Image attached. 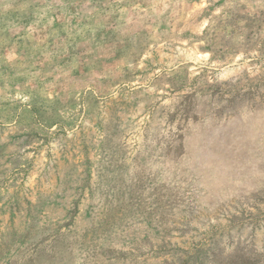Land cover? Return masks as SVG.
<instances>
[{
  "label": "rangeland",
  "instance_id": "obj_1",
  "mask_svg": "<svg viewBox=\"0 0 264 264\" xmlns=\"http://www.w3.org/2000/svg\"><path fill=\"white\" fill-rule=\"evenodd\" d=\"M0 264H264V0H0Z\"/></svg>",
  "mask_w": 264,
  "mask_h": 264
},
{
  "label": "crops",
  "instance_id": "obj_2",
  "mask_svg": "<svg viewBox=\"0 0 264 264\" xmlns=\"http://www.w3.org/2000/svg\"><path fill=\"white\" fill-rule=\"evenodd\" d=\"M20 123V122H19ZM10 125L15 126L16 125V120L13 121V123H10Z\"/></svg>",
  "mask_w": 264,
  "mask_h": 264
}]
</instances>
